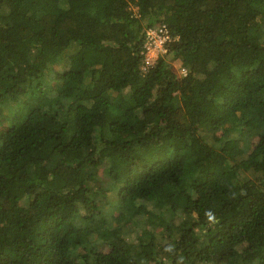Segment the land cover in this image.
Instances as JSON below:
<instances>
[{
	"label": "trees",
	"instance_id": "trees-1",
	"mask_svg": "<svg viewBox=\"0 0 264 264\" xmlns=\"http://www.w3.org/2000/svg\"><path fill=\"white\" fill-rule=\"evenodd\" d=\"M0 124V264H264V0H0Z\"/></svg>",
	"mask_w": 264,
	"mask_h": 264
},
{
	"label": "built area",
	"instance_id": "built-area-1",
	"mask_svg": "<svg viewBox=\"0 0 264 264\" xmlns=\"http://www.w3.org/2000/svg\"><path fill=\"white\" fill-rule=\"evenodd\" d=\"M174 40L170 38L167 27L162 25L145 32L142 49L143 70L152 68L158 57L173 46Z\"/></svg>",
	"mask_w": 264,
	"mask_h": 264
},
{
	"label": "rangeland",
	"instance_id": "rangeland-1",
	"mask_svg": "<svg viewBox=\"0 0 264 264\" xmlns=\"http://www.w3.org/2000/svg\"><path fill=\"white\" fill-rule=\"evenodd\" d=\"M173 71H174L175 74L178 73V64H177V63L173 65ZM0 126H1V124H0ZM105 173H106L105 170H101V171H100V175H101V177H102L104 180H106V178H105L106 174H105Z\"/></svg>",
	"mask_w": 264,
	"mask_h": 264
},
{
	"label": "clouds",
	"instance_id": "clouds-1",
	"mask_svg": "<svg viewBox=\"0 0 264 264\" xmlns=\"http://www.w3.org/2000/svg\"><path fill=\"white\" fill-rule=\"evenodd\" d=\"M160 26H162V25H160ZM156 28V27H155ZM150 29H153V28H150ZM148 30V29H147ZM146 30V31H147ZM145 31V32H146ZM143 44H144V42H143ZM171 48V47H170ZM143 49V48H142ZM166 53H167V51H166ZM165 54V53H164ZM164 54H162V55H164ZM162 55H160L159 57H158V59L162 56ZM158 61V60H157ZM177 75H179V76H184L185 75V70L183 69V68H181V69H178V73H177ZM209 218L211 219V215L209 216Z\"/></svg>",
	"mask_w": 264,
	"mask_h": 264
}]
</instances>
